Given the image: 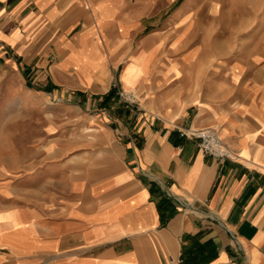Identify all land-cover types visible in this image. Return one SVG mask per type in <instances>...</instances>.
<instances>
[{"label": "crops", "instance_id": "1", "mask_svg": "<svg viewBox=\"0 0 264 264\" xmlns=\"http://www.w3.org/2000/svg\"><path fill=\"white\" fill-rule=\"evenodd\" d=\"M191 2L0 0V50L65 117L30 185L0 184V264H264V42L228 55ZM210 125L235 159L180 131Z\"/></svg>", "mask_w": 264, "mask_h": 264}, {"label": "rangeland", "instance_id": "2", "mask_svg": "<svg viewBox=\"0 0 264 264\" xmlns=\"http://www.w3.org/2000/svg\"><path fill=\"white\" fill-rule=\"evenodd\" d=\"M167 1L162 0L164 21L188 1H192L195 11L210 8L212 40H221L228 55L250 57L264 42V0H176L169 5ZM41 91L22 67L0 50V184L29 186L28 175H38L42 169L44 142L59 136L58 126L65 117ZM66 121L67 130L63 132L68 143L95 133L86 128L80 135L76 122L69 118ZM86 164L84 160V168Z\"/></svg>", "mask_w": 264, "mask_h": 264}, {"label": "built area", "instance_id": "3", "mask_svg": "<svg viewBox=\"0 0 264 264\" xmlns=\"http://www.w3.org/2000/svg\"><path fill=\"white\" fill-rule=\"evenodd\" d=\"M119 99L133 109L140 106V97L133 89H126L121 86H116ZM182 135L196 138L198 147L204 153L215 157L218 160L235 159L238 155L222 140L220 128L218 125H210L204 128H185L180 130ZM167 264H184L181 257L170 258Z\"/></svg>", "mask_w": 264, "mask_h": 264}]
</instances>
